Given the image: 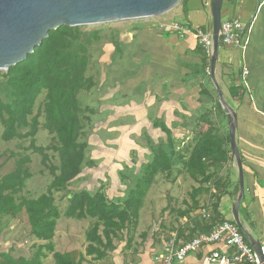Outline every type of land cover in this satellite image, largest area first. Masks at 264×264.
<instances>
[{
	"label": "trees",
	"instance_id": "obj_1",
	"mask_svg": "<svg viewBox=\"0 0 264 264\" xmlns=\"http://www.w3.org/2000/svg\"><path fill=\"white\" fill-rule=\"evenodd\" d=\"M100 35L99 30L83 32L80 26L62 25L50 30L48 37L26 59L5 72L0 70L1 138L4 141L30 139L27 149L41 155L42 164L53 177L46 192L31 198L21 195L26 181L32 176L26 167L30 160L28 156H20L14 170L0 177V217L16 218L24 213L32 236L45 242L35 246L30 257H15L10 251H0V264H44L48 253L52 254L54 264H83L87 256L96 261L105 259L116 250L115 239L125 237L129 242L139 211L157 175L170 174L177 166H180L179 173L198 183L189 193L191 204L180 212L182 217L189 216L193 225L184 240L197 232H209L224 220L219 204L229 181L220 172L230 159L229 135L221 137L214 127H209L205 132H195L191 139L177 147L166 125L154 123L167 137L156 143L149 139L153 157L143 166L142 174L124 201L110 200L103 192L68 193L64 216L91 221L85 233V252L55 250L53 239L61 211L55 203L54 193L69 187L85 161L88 143L80 141L84 133L79 114L88 109L82 108L79 95L95 86L87 71L92 57L90 47ZM43 92L42 106L34 113L35 103ZM90 112L94 110L90 109ZM41 116L44 118L42 123ZM41 126L54 135L52 145L35 144ZM48 150L57 154L58 165L48 163ZM210 184L216 193H212V215L206 223L197 215L190 217V213L204 207L201 196L212 192L209 191ZM185 229L177 228L179 238H183ZM198 254L203 255L204 248Z\"/></svg>",
	"mask_w": 264,
	"mask_h": 264
},
{
	"label": "crops",
	"instance_id": "obj_2",
	"mask_svg": "<svg viewBox=\"0 0 264 264\" xmlns=\"http://www.w3.org/2000/svg\"><path fill=\"white\" fill-rule=\"evenodd\" d=\"M185 0L168 14L157 18L159 21H177L192 29L201 28L212 33L210 0H200L189 6ZM182 19V20H181ZM239 19L250 27L246 33L244 50L232 45H224L219 38L218 52L214 67L215 79L222 91L223 99L236 113V139L243 168L244 190L239 204L240 231L245 241L264 243V0H224L221 22ZM140 26L134 28L127 40L132 71L124 89L121 87V102L129 101L126 111L116 107L120 116H133L142 125L152 124L155 130L152 138L167 137L154 123L161 122L170 130L174 140H180V147L191 139L196 130H189L186 123L198 125L202 131L214 127L216 133L226 137L228 119L226 106L221 102L218 91L206 73L211 66L198 40L191 34L180 37L169 31L154 28L147 19H140ZM132 52V53H131ZM249 71L246 78L243 68ZM134 76V78H133ZM137 92V93H136ZM137 97L143 102L137 101ZM132 105V106H131ZM153 108V120L150 109ZM136 111V112H134ZM140 126L137 127L139 130ZM148 131H150L148 129ZM230 137V136H229ZM163 138V137H162ZM228 147L230 148V140ZM228 177L229 184L221 196L219 211L224 219H233L232 206L239 194V177L236 161L232 157L220 172ZM215 188L212 184L209 191ZM212 193H204V208L211 211L214 201ZM202 203V202H201ZM200 208L190 216L201 219ZM180 225L186 228L184 240L193 228L189 216L180 217ZM206 223L209 221L204 220ZM177 228L173 233L177 234ZM198 233V232H197ZM164 242V241H163ZM163 244L156 246L161 249ZM213 248L224 249L222 243L204 247V254ZM201 254L189 255L187 264H193ZM134 264H157L154 260L136 257ZM135 259V260H136ZM113 264V263H112ZM125 264V262L116 263Z\"/></svg>",
	"mask_w": 264,
	"mask_h": 264
},
{
	"label": "rangeland",
	"instance_id": "obj_3",
	"mask_svg": "<svg viewBox=\"0 0 264 264\" xmlns=\"http://www.w3.org/2000/svg\"><path fill=\"white\" fill-rule=\"evenodd\" d=\"M194 3H198L203 8L200 0L190 1L188 5L191 7ZM180 5L181 2L173 9ZM140 19L80 26L83 32L99 30L101 35L100 39L94 41L90 47L92 57L87 71V76H92L95 86L89 91H82L79 95L82 108L88 109L79 114L84 133L80 141L88 143L85 161L80 173L70 182L69 187L54 193L55 203L61 211L53 239L56 251L78 250L84 253L87 246L85 233L91 221L68 219L64 216L68 205V193L82 190L91 193L103 192L110 200L124 201L137 178L142 174L143 166L153 157L149 139L154 143L166 139L162 133L160 135L163 138H152L151 132L155 131L152 129V124L142 125L136 123L137 120L133 116H120L116 113L115 106H121L122 111H126L129 106L126 104L129 101L121 102L120 89L127 86L126 80H131L128 78L134 72L132 64L129 63L132 46H129L131 44L127 46V40L134 28L141 25ZM44 96L45 92L38 97L34 113L41 108ZM137 101L143 102L138 97ZM90 109L94 112H90ZM150 112V119L153 120V108ZM43 121L44 118L41 116L40 122ZM185 125L187 128L191 127L190 131H202L198 125L191 123ZM138 126L142 128L138 130ZM2 132L3 126H0V177L14 170L16 160L20 156H28L30 160L26 167L32 176L26 181L21 195L31 198L46 192L53 177L49 169L42 164L41 155L27 149L30 139L16 138L4 141L1 138ZM53 136L41 126L35 144L42 147L50 146L54 143ZM180 142L174 140V146ZM47 153L48 163L58 165L57 154L52 150H48ZM179 168L180 166L174 167L170 174L157 175L139 211L137 224L131 232L129 242L125 237L121 240L115 239L117 248L108 257L96 261L87 256V261L83 264H116L122 261L125 264H134L135 261L137 262L136 257L153 261L156 251L154 249L164 244L172 231L180 225V217H182L180 212L191 204L189 193L193 187L198 186V183L190 177L179 173ZM200 201L204 206V195L201 196ZM42 243L45 242L38 241L32 236L24 213L16 218L0 217V251H10L15 257H30L34 247ZM44 264H54L51 253L47 254Z\"/></svg>",
	"mask_w": 264,
	"mask_h": 264
},
{
	"label": "water",
	"instance_id": "obj_4",
	"mask_svg": "<svg viewBox=\"0 0 264 264\" xmlns=\"http://www.w3.org/2000/svg\"><path fill=\"white\" fill-rule=\"evenodd\" d=\"M181 1L183 0H0V70L7 71L9 67L26 59L48 37L50 30L62 25L82 26L158 17L172 10ZM210 2L213 22L210 77L221 102L226 106L230 148L239 175V194L232 206V216L237 226L241 227L238 210L244 190V173L236 139V113L225 103L214 74L224 0ZM260 246V242L252 243L259 254Z\"/></svg>",
	"mask_w": 264,
	"mask_h": 264
},
{
	"label": "built area",
	"instance_id": "obj_5",
	"mask_svg": "<svg viewBox=\"0 0 264 264\" xmlns=\"http://www.w3.org/2000/svg\"><path fill=\"white\" fill-rule=\"evenodd\" d=\"M152 26L158 30L169 31L178 34L180 37L193 35L200 45L207 59L211 60L213 52L212 33L201 28L192 29L180 22L159 21L155 17L146 18ZM249 25L239 19H229L221 22L219 38L222 44L232 45L244 50L247 44L246 33L249 32ZM206 73L211 74L210 66L206 67ZM249 71L246 67L242 70L244 78ZM215 192V190H212ZM198 214L201 219L209 221L212 211L207 208H200ZM222 243L224 249L213 248L203 254L193 264H263L264 243L260 246V254L245 241L240 228L233 219H224L217 223L209 232L195 234L192 238L181 240L176 233H172L165 241L162 248L156 250L153 259L157 264H187L186 258L189 255L198 254L205 245Z\"/></svg>",
	"mask_w": 264,
	"mask_h": 264
}]
</instances>
